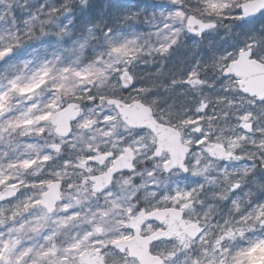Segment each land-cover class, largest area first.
<instances>
[{
    "label": "clouds",
    "instance_id": "1",
    "mask_svg": "<svg viewBox=\"0 0 264 264\" xmlns=\"http://www.w3.org/2000/svg\"><path fill=\"white\" fill-rule=\"evenodd\" d=\"M262 253L264 0H0V264Z\"/></svg>",
    "mask_w": 264,
    "mask_h": 264
},
{
    "label": "rangeland",
    "instance_id": "2",
    "mask_svg": "<svg viewBox=\"0 0 264 264\" xmlns=\"http://www.w3.org/2000/svg\"><path fill=\"white\" fill-rule=\"evenodd\" d=\"M262 259H264V253H262V256H261Z\"/></svg>",
    "mask_w": 264,
    "mask_h": 264
},
{
    "label": "water",
    "instance_id": "3",
    "mask_svg": "<svg viewBox=\"0 0 264 264\" xmlns=\"http://www.w3.org/2000/svg\"><path fill=\"white\" fill-rule=\"evenodd\" d=\"M243 70V69H242Z\"/></svg>",
    "mask_w": 264,
    "mask_h": 264
}]
</instances>
